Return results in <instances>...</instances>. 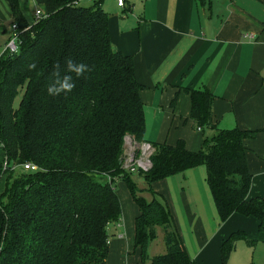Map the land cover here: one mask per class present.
<instances>
[{
    "label": "trees",
    "instance_id": "16d2710c",
    "mask_svg": "<svg viewBox=\"0 0 264 264\" xmlns=\"http://www.w3.org/2000/svg\"><path fill=\"white\" fill-rule=\"evenodd\" d=\"M7 1L13 21L23 19L24 26L19 53L0 60V150L6 156L0 163V182H6L0 192V264H106L109 228L122 217L117 180L127 183L140 208L135 247L142 252V264H198L185 250L164 198L141 197L132 173L123 170L126 137L145 141L144 86L131 56L111 45L104 0L91 6L35 0L43 15L33 22L23 17L19 0ZM69 58L89 70L79 77L68 72ZM57 65L60 78L71 76L75 86L53 96L48 86L55 84ZM186 91L190 117L213 135L203 138L198 152L183 140L153 144V168L139 174L152 191L158 180L203 165L219 219L225 222L235 213L253 216L264 233V198H249L252 174L244 145L256 133L214 126V96L207 90ZM27 162L38 171L22 168ZM159 227L168 253L149 259L148 247ZM239 240L251 247L257 243L234 233L221 248L222 264H228Z\"/></svg>",
    "mask_w": 264,
    "mask_h": 264
},
{
    "label": "crops",
    "instance_id": "0c3cea01",
    "mask_svg": "<svg viewBox=\"0 0 264 264\" xmlns=\"http://www.w3.org/2000/svg\"><path fill=\"white\" fill-rule=\"evenodd\" d=\"M126 3L121 10L117 0H104L103 9L109 15L114 51L131 56L137 81L144 86L141 99L146 122L151 112L161 121L156 143L175 145L183 140L190 151H200L207 131L210 136L214 131H198L190 117L192 102L186 89L209 91L214 96V126L256 133L244 142L252 174L249 198H264V0ZM0 154L1 163L6 156L1 150ZM204 167L158 180L153 191L166 201L185 250L198 264H222L221 248L234 233L256 240L254 247L244 240L236 243L228 264H237L236 247L246 243L256 250L259 243L264 244V233L253 216L235 213L225 222L219 219ZM134 206L136 210L132 207L133 212L126 214L121 201L122 217L109 228L106 264H142V252L135 247V220L141 212L136 203ZM159 250L168 253L164 237L150 242L149 259L152 251Z\"/></svg>",
    "mask_w": 264,
    "mask_h": 264
},
{
    "label": "rangeland",
    "instance_id": "374dc122",
    "mask_svg": "<svg viewBox=\"0 0 264 264\" xmlns=\"http://www.w3.org/2000/svg\"><path fill=\"white\" fill-rule=\"evenodd\" d=\"M20 3V8L23 17L26 20L32 21L34 20L33 16L35 15L36 9H37V4L35 3V0H19ZM108 4V3H107ZM83 6H91L92 4H89L88 2H82ZM110 4L106 5V8ZM22 21L24 22L23 19L18 20L16 23L19 24V26H22ZM13 18H12V9L10 3H8L7 0H0V53L3 54L5 51V44L10 36L11 32V25L13 24ZM4 30H6L4 32ZM19 99H17L16 103H18ZM147 118L148 122H146L147 126V131H146V141H150L151 143H156L159 137V130L156 128L158 127L159 124H161V121L159 122L158 119H155L153 116V113L151 112L148 116L147 113ZM153 127V129H152ZM156 130V137L154 136V131ZM206 136H210V132L207 131ZM151 139H156L155 142H152ZM126 153L128 151L127 144L125 145ZM2 158V155L0 154V160ZM205 168V167H204ZM20 170V167L16 170V173ZM15 173V172H14ZM182 176V175H180ZM7 175L5 176V180L7 179ZM130 178H132L133 182L136 184L138 190H139V195L141 197H144L147 201H152L154 199H160L159 194H154L153 188L152 191L149 190V185L146 181V178L143 175H140L139 173H132L130 175ZM182 178V177H181ZM172 180L169 179L168 183H172ZM6 182L3 180L2 181V186L3 190L5 188ZM116 189L118 194H120L121 201L123 203V208H125L126 214L132 213L133 208H135V203L133 200L132 193H130V190L128 188L127 183L124 180L116 181L115 182ZM170 191L172 192L173 199H175V196L173 195V189L170 187ZM136 210V208H135ZM130 222H133V218L130 217ZM128 224L130 225L129 221ZM132 225V224H131ZM163 228L159 227L157 229V237L162 239L163 238ZM241 244V243H240ZM242 246V247H240ZM236 252L234 256L237 258V264H264V244L259 243L256 250L251 249L248 247L246 243H242V245H238L236 247ZM162 250L157 251H152L151 257H154V255L160 256L161 254H166L162 253ZM233 256V257H234ZM146 264H150V261H148Z\"/></svg>",
    "mask_w": 264,
    "mask_h": 264
},
{
    "label": "built area",
    "instance_id": "2783aa9c",
    "mask_svg": "<svg viewBox=\"0 0 264 264\" xmlns=\"http://www.w3.org/2000/svg\"><path fill=\"white\" fill-rule=\"evenodd\" d=\"M88 2L89 4L96 3L100 0H77L74 5H81L82 2ZM117 6L119 9H126L127 3L126 0H117ZM43 12L40 8L36 9L34 19L42 18ZM21 28L18 23L15 21L11 25V34L5 44V51L3 54L0 53V60L7 54H17L20 51L21 45ZM201 130V127L198 128V131ZM125 143L127 144L128 151L122 159L123 170L130 173H142L148 172L153 168L152 157L155 155L157 148L154 145L147 141L137 142L133 137H126ZM3 147V143L0 139V148ZM6 159V158H5ZM7 162L4 163V168L6 167ZM26 171L36 172L38 171V166H35L31 163H24L22 166Z\"/></svg>",
    "mask_w": 264,
    "mask_h": 264
},
{
    "label": "clouds",
    "instance_id": "9594fccd",
    "mask_svg": "<svg viewBox=\"0 0 264 264\" xmlns=\"http://www.w3.org/2000/svg\"><path fill=\"white\" fill-rule=\"evenodd\" d=\"M66 66L68 72H74L77 77L83 75V73L88 69V66L83 63H75L72 59L66 60ZM35 63L29 65L30 69H35ZM59 65H57V71L53 73L55 76V84L52 83L48 86V94L49 95H60L62 92H70L74 88V83L72 82V77L69 75L64 76L62 79L59 75ZM58 85V87L56 86Z\"/></svg>",
    "mask_w": 264,
    "mask_h": 264
}]
</instances>
